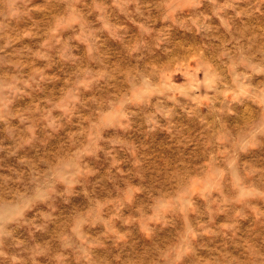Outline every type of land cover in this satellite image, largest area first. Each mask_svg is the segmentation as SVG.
<instances>
[{
  "label": "rangeland",
  "instance_id": "rangeland-1",
  "mask_svg": "<svg viewBox=\"0 0 264 264\" xmlns=\"http://www.w3.org/2000/svg\"><path fill=\"white\" fill-rule=\"evenodd\" d=\"M0 264H264V0H0Z\"/></svg>",
  "mask_w": 264,
  "mask_h": 264
}]
</instances>
